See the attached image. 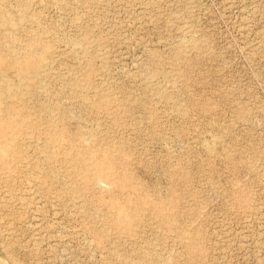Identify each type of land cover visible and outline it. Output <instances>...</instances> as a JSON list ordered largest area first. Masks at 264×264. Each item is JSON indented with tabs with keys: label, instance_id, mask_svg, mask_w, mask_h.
I'll return each mask as SVG.
<instances>
[{
	"label": "rangeland",
	"instance_id": "obj_1",
	"mask_svg": "<svg viewBox=\"0 0 264 264\" xmlns=\"http://www.w3.org/2000/svg\"><path fill=\"white\" fill-rule=\"evenodd\" d=\"M0 264H264V0H0Z\"/></svg>",
	"mask_w": 264,
	"mask_h": 264
}]
</instances>
